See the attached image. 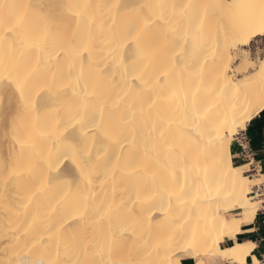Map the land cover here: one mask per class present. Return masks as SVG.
Returning a JSON list of instances; mask_svg holds the SVG:
<instances>
[{"label":"bare ground","instance_id":"6f19581e","mask_svg":"<svg viewBox=\"0 0 264 264\" xmlns=\"http://www.w3.org/2000/svg\"><path fill=\"white\" fill-rule=\"evenodd\" d=\"M260 4L0 0V264H248L252 243H222L258 211L230 145L264 110Z\"/></svg>","mask_w":264,"mask_h":264},{"label":"crops","instance_id":"0c3cea01","mask_svg":"<svg viewBox=\"0 0 264 264\" xmlns=\"http://www.w3.org/2000/svg\"><path fill=\"white\" fill-rule=\"evenodd\" d=\"M244 137L247 141L248 152L243 154L239 147L238 141ZM230 157L232 165L235 167H246L249 174L247 177L250 181L259 180L264 184V110L255 116L240 130L230 145ZM251 198V197H249ZM236 210V209H233ZM259 210V209H258ZM232 211V210H231ZM263 216L256 212L251 223L242 224L240 230L232 238L225 239L222 247H228L231 243L244 244L250 242L254 245L250 255L247 257V263L251 264L255 258L264 262V225ZM191 259L181 260V264H193Z\"/></svg>","mask_w":264,"mask_h":264},{"label":"snow or ice","instance_id":"6c2138e0","mask_svg":"<svg viewBox=\"0 0 264 264\" xmlns=\"http://www.w3.org/2000/svg\"><path fill=\"white\" fill-rule=\"evenodd\" d=\"M0 7L7 8L9 6L8 5H0ZM16 7H19V6H16ZM158 7L163 9L166 6L165 5H158ZM188 7H189V5H177V4L171 5V8L173 10L179 9L181 15H183L184 10ZM160 19H162V20L164 19L163 15L160 17ZM145 23L151 24V23H153V21L151 19H146ZM134 29H135V22H129L125 26V30H126L127 36L129 38H132V32L134 31ZM251 30L255 31L256 29H255V27H253ZM259 31L264 33V0H261V4H260ZM93 39H94V37L92 36V34L90 32L85 33L80 37L81 52L89 51V47H90ZM182 39L184 40L185 43L188 42L189 37H188L187 33L184 34ZM245 39H246V37H245ZM192 40L195 41V36L192 37ZM128 48L130 50V55L135 58L132 61V68H133V70H135L137 67V61L144 58L145 53L139 47V45L135 43L134 39L131 43H128ZM79 54L80 53H78V55ZM60 55H61V53L57 52L54 58L59 59ZM80 60H81V64H83V60H84L83 55H80ZM261 67H262V74H264V65H262ZM93 128H98V125L93 123ZM154 130L155 129L153 128V131ZM99 134L104 139H110V137L108 136V134L106 132L101 131ZM161 136H163V133H161ZM115 143L119 145L121 151H123L129 145V141L127 140V138H124L123 140H116ZM133 147H134V145H133ZM101 154H102L101 151L98 150L97 159L100 158ZM103 154L107 155L106 149L103 151ZM77 155H78V153L75 150H73L72 155H69L68 153L58 154L56 157V160H57L58 164L68 162V163L75 165L77 168H80L81 165L76 159ZM89 155H90V153H89ZM113 155H116V158L119 159V155H117L116 153H113ZM135 159H136V154H135V152H133L130 154V160H135ZM104 215H107V213H105ZM125 231H127V229H122L121 235ZM116 243H117V237L115 234H112L108 239L107 251H108L109 255H111L113 247L116 245ZM58 247H59V245H57V248ZM84 251H85V253H87V246H85ZM98 254H102V253H98ZM57 255H59V253H57ZM49 264H89V262H87V261H71V260L65 262V261H60L59 259H56V260L50 261ZM91 264H105V262L103 260L93 261V262H91ZM108 264H138V262L133 261L131 259H121V260H110L108 262ZM168 264H172V261L169 260ZM177 264H179L178 261H177Z\"/></svg>","mask_w":264,"mask_h":264},{"label":"rangeland","instance_id":"374dc122","mask_svg":"<svg viewBox=\"0 0 264 264\" xmlns=\"http://www.w3.org/2000/svg\"><path fill=\"white\" fill-rule=\"evenodd\" d=\"M250 52H251V55H252L253 58L259 57L260 59H262L261 57H264V39L263 38L262 39H256L255 41H253L251 43V45H250ZM257 55H259V56H257ZM239 131H238V133H239ZM243 172H244L243 176L245 175L247 177V175L249 174V172H248V169L246 167L243 168ZM260 183H261V181L254 180L253 182H251L252 185H250L249 187L247 186V191H248L247 192V195L249 197H251L250 196V192H251L252 187L255 186V185H258ZM250 199H251L250 202L253 203V206H255V208H258L259 209V207H260V202H258L259 199L252 198V197ZM241 213L242 212L240 210H233L232 209V211L228 212L224 216L225 217H228L231 214H235L236 215V214H241ZM213 264H216V263H213ZM223 264H228V263L225 262Z\"/></svg>","mask_w":264,"mask_h":264},{"label":"built area","instance_id":"2783aa9c","mask_svg":"<svg viewBox=\"0 0 264 264\" xmlns=\"http://www.w3.org/2000/svg\"><path fill=\"white\" fill-rule=\"evenodd\" d=\"M239 147L241 148V151L243 152L244 155L248 152V146H247V141L244 137H241L240 140L238 141ZM250 196L252 198H257L259 199L258 202H260V207L257 213L263 216V225H264V184H258L252 187Z\"/></svg>","mask_w":264,"mask_h":264}]
</instances>
